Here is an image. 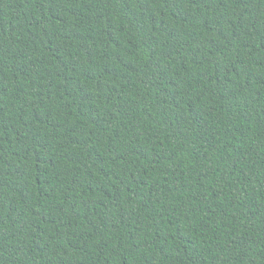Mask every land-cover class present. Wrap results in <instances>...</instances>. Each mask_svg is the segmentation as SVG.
<instances>
[{
    "label": "trees",
    "instance_id": "trees-1",
    "mask_svg": "<svg viewBox=\"0 0 264 264\" xmlns=\"http://www.w3.org/2000/svg\"><path fill=\"white\" fill-rule=\"evenodd\" d=\"M0 264H264V0H0Z\"/></svg>",
    "mask_w": 264,
    "mask_h": 264
}]
</instances>
